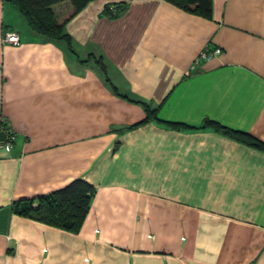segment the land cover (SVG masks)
<instances>
[{"label":"crops","instance_id":"0c3cea01","mask_svg":"<svg viewBox=\"0 0 264 264\" xmlns=\"http://www.w3.org/2000/svg\"><path fill=\"white\" fill-rule=\"evenodd\" d=\"M51 9L69 42L0 0V118L14 132L0 148V264H264V151L200 128L264 142V0H211L208 17L184 0ZM207 46L220 54L195 62ZM144 104L162 122L140 123ZM76 178L95 188L77 231L13 211Z\"/></svg>","mask_w":264,"mask_h":264},{"label":"trees","instance_id":"16d2710c","mask_svg":"<svg viewBox=\"0 0 264 264\" xmlns=\"http://www.w3.org/2000/svg\"><path fill=\"white\" fill-rule=\"evenodd\" d=\"M20 10L29 29L43 38L57 40L66 39L68 35L64 31L65 18L57 22L51 6L67 1L72 7L69 17L81 10L91 0H9ZM184 5L192 11L209 16L211 0H184ZM118 14L125 9V5L115 6ZM105 11L108 12V7ZM111 15V14H109ZM69 42V41H68ZM146 116L140 122H146L150 118L161 121L155 115V110L144 104ZM162 122V121H161ZM172 129L191 128L183 123L167 122ZM200 128H210L231 139L245 145L264 151V142L255 138L249 133L236 130L217 121L205 119ZM95 188L87 181L76 178L67 185L52 191L49 194L41 195L36 199H23L12 203V209L16 214L29 217L33 220L56 226L65 230L77 231L81 226L90 206Z\"/></svg>","mask_w":264,"mask_h":264},{"label":"built area","instance_id":"2783aa9c","mask_svg":"<svg viewBox=\"0 0 264 264\" xmlns=\"http://www.w3.org/2000/svg\"><path fill=\"white\" fill-rule=\"evenodd\" d=\"M109 14L113 15L116 12V9L114 6L108 7ZM1 41L5 44H10L13 46L20 45L21 41L16 32L13 31H5L2 34ZM221 49L219 47H214L212 49H209L208 46L203 49L199 55L196 57L195 62H198L203 59H208L213 55L220 54ZM0 131L4 132V138L0 140V148L5 149L6 151H10L13 147L14 142V132L11 129V127L8 125V123L0 118Z\"/></svg>","mask_w":264,"mask_h":264},{"label":"water","instance_id":"95a60500","mask_svg":"<svg viewBox=\"0 0 264 264\" xmlns=\"http://www.w3.org/2000/svg\"><path fill=\"white\" fill-rule=\"evenodd\" d=\"M4 135H5L4 132L0 131V140L4 138Z\"/></svg>","mask_w":264,"mask_h":264}]
</instances>
